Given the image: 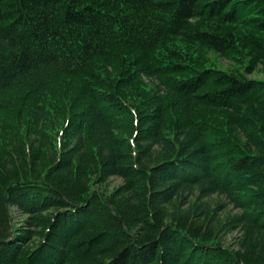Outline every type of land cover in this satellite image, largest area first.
I'll return each instance as SVG.
<instances>
[{
	"label": "trees",
	"instance_id": "16d2710c",
	"mask_svg": "<svg viewBox=\"0 0 264 264\" xmlns=\"http://www.w3.org/2000/svg\"><path fill=\"white\" fill-rule=\"evenodd\" d=\"M0 264H264V0H0Z\"/></svg>",
	"mask_w": 264,
	"mask_h": 264
},
{
	"label": "rangeland",
	"instance_id": "374dc122",
	"mask_svg": "<svg viewBox=\"0 0 264 264\" xmlns=\"http://www.w3.org/2000/svg\"><path fill=\"white\" fill-rule=\"evenodd\" d=\"M208 60L209 62L206 64V69L208 68H215V69H219L225 72H229V73H243L244 71V66L231 62L229 60H226L224 58L219 57L218 55H216L213 52H210L208 54ZM250 78H254V79H261L260 74L258 73H253L251 75H249ZM121 183V181L119 179H112L111 183H110V188H114L117 185H119ZM13 216L17 221H21V219L23 217H20L17 213L13 212ZM236 233H233V236H236Z\"/></svg>",
	"mask_w": 264,
	"mask_h": 264
}]
</instances>
